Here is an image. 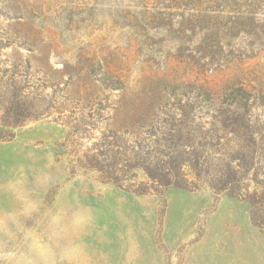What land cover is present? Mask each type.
I'll return each instance as SVG.
<instances>
[{
    "label": "rangeland",
    "instance_id": "1",
    "mask_svg": "<svg viewBox=\"0 0 264 264\" xmlns=\"http://www.w3.org/2000/svg\"><path fill=\"white\" fill-rule=\"evenodd\" d=\"M0 45L51 108L0 140V217L23 195L89 264H264V0H0ZM173 157L187 188L155 191Z\"/></svg>",
    "mask_w": 264,
    "mask_h": 264
},
{
    "label": "trees",
    "instance_id": "2",
    "mask_svg": "<svg viewBox=\"0 0 264 264\" xmlns=\"http://www.w3.org/2000/svg\"><path fill=\"white\" fill-rule=\"evenodd\" d=\"M22 67L24 71H22ZM28 70L29 64L22 65L18 62H12L10 66H0V140L11 139L14 135L12 128L21 125L24 121L50 113L51 108L49 105L42 104L40 101H34V99H28L30 92L27 89L30 87L28 86L29 84H20L17 76L22 75V72L26 75ZM102 143L103 145L109 146V143L105 140ZM100 154L105 155L103 152H100ZM161 161L152 160L154 169L153 171L150 169L147 171L150 187L155 191L159 187L187 188V174L181 170V163L177 161V158H171L168 161V166L162 165L161 163L164 161ZM113 181L118 183L116 180ZM234 188L235 186H229L228 189L231 191L226 192V194L230 197L238 198L239 196L232 192ZM129 189L131 190V188ZM132 189L131 191L137 193H145L149 188L146 184L140 183L138 187ZM263 196L261 194L259 199V195L253 192L240 196V198L249 204V214L252 224L264 232ZM255 198L259 200L256 201Z\"/></svg>",
    "mask_w": 264,
    "mask_h": 264
},
{
    "label": "clouds",
    "instance_id": "3",
    "mask_svg": "<svg viewBox=\"0 0 264 264\" xmlns=\"http://www.w3.org/2000/svg\"><path fill=\"white\" fill-rule=\"evenodd\" d=\"M39 181L37 180V185ZM19 212L0 217V247L7 254L4 264H89V257L83 245L66 244L62 239L53 240L46 232H37L36 225L25 226V219L31 215L23 195L17 194ZM70 228L83 227L70 220ZM79 248V251H75Z\"/></svg>",
    "mask_w": 264,
    "mask_h": 264
}]
</instances>
